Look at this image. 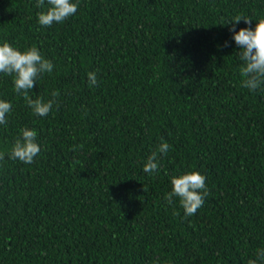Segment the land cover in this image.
Returning a JSON list of instances; mask_svg holds the SVG:
<instances>
[{"label": "trees", "instance_id": "trees-1", "mask_svg": "<svg viewBox=\"0 0 264 264\" xmlns=\"http://www.w3.org/2000/svg\"><path fill=\"white\" fill-rule=\"evenodd\" d=\"M77 2V0H73ZM37 0H0V43L36 46L54 65L30 93L0 74L12 104L0 152L34 129L31 164L0 161V264H247L264 248V92L241 86L231 24L255 28L264 0H78L38 23ZM227 42V46L225 43ZM95 72L98 86H89ZM161 142L160 171L143 165ZM206 177L185 217L171 178ZM144 189V190H143ZM178 213V214H175Z\"/></svg>", "mask_w": 264, "mask_h": 264}, {"label": "clouds", "instance_id": "clouds-1", "mask_svg": "<svg viewBox=\"0 0 264 264\" xmlns=\"http://www.w3.org/2000/svg\"><path fill=\"white\" fill-rule=\"evenodd\" d=\"M47 5L46 11L38 13V23L44 27H51L54 23H63L76 14L79 6L78 0L77 2L47 0ZM36 7L44 8L45 0H37ZM241 20L249 25L252 22L251 18L237 15L225 24L232 25L229 30L233 32V39L240 48L238 55L242 61L239 68V74L242 77L241 86L249 91L264 92V19L256 22L254 29L241 28L237 32L235 25ZM53 69L52 61L46 59L36 46L22 51L8 42L0 43V74L13 78L14 92L24 98L26 105L36 116H47L56 103L55 98L60 95L54 90L51 93L52 99L47 101L41 97L33 99L30 95L37 85V80L41 79L44 74H51ZM87 75L89 86H98L96 73L89 72ZM11 111V102L0 99V125L7 124V116ZM21 133L22 135L15 140L7 153L0 152V161L4 160L7 155V158L13 161L18 160L25 164L34 162L41 151L40 145L36 142L37 132L34 129L24 128L21 129ZM170 148V144L161 142L158 148L148 156L143 165V171L149 175L158 174L160 171L159 155L166 156ZM205 181L206 177L195 171L173 176L171 178L172 190L165 194L164 199L171 205L174 203V198H178L185 217L195 215L203 206L205 197L209 195ZM247 264H264V248L257 249L255 259H249Z\"/></svg>", "mask_w": 264, "mask_h": 264}]
</instances>
